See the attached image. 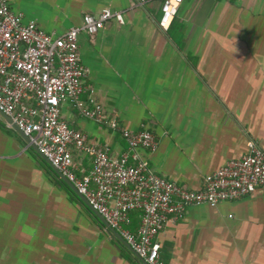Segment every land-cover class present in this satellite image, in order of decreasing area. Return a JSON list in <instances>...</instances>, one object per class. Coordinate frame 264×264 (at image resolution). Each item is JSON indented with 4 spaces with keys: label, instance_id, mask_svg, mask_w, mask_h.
Wrapping results in <instances>:
<instances>
[{
    "label": "crops",
    "instance_id": "crops-1",
    "mask_svg": "<svg viewBox=\"0 0 264 264\" xmlns=\"http://www.w3.org/2000/svg\"><path fill=\"white\" fill-rule=\"evenodd\" d=\"M9 2L25 24L58 35L87 14L123 13V24L80 36L84 83L123 128L157 135V151H140L155 174L201 190L250 141L264 146V0H185L166 31L161 0ZM62 110L91 144L115 157L127 150L120 132L70 103ZM74 160L87 175L91 158L74 152ZM61 181L0 112V264H143ZM131 218L136 231L140 213ZM157 241L164 264H264V188L190 207Z\"/></svg>",
    "mask_w": 264,
    "mask_h": 264
},
{
    "label": "built area",
    "instance_id": "built-area-1",
    "mask_svg": "<svg viewBox=\"0 0 264 264\" xmlns=\"http://www.w3.org/2000/svg\"><path fill=\"white\" fill-rule=\"evenodd\" d=\"M161 1L160 26L166 31L185 0ZM23 19L9 0H0V112L13 118L29 137V147L67 177L148 264H164L157 238L171 218H183L190 207L237 201L264 188V146L256 141L249 142L244 157L206 176L201 190H191L155 174L140 153L157 151L156 134L131 131L107 116L84 83L89 69L82 63L80 36H95L112 20L123 24V13L104 9L98 16L87 14L81 26L59 36ZM67 103L82 117L120 132L127 150L115 157L109 147L91 144L63 119ZM74 152L91 158L87 175L78 176ZM134 212L140 213L136 231L131 229Z\"/></svg>",
    "mask_w": 264,
    "mask_h": 264
},
{
    "label": "water",
    "instance_id": "water-1",
    "mask_svg": "<svg viewBox=\"0 0 264 264\" xmlns=\"http://www.w3.org/2000/svg\"><path fill=\"white\" fill-rule=\"evenodd\" d=\"M2 116L5 118V120L7 121V123L12 125V128L17 131L21 136H23V138L29 143V137L27 135H25V133L22 131V129L14 122L13 118L2 113ZM34 150H36L38 152V150L36 148H33ZM39 154V152H38ZM40 156L52 167V169L56 172V174L59 176V178L77 195V197L97 216V218L102 222V224L107 228V230L112 233L115 238L122 243L124 246H126L128 248V250H130L132 253L135 254V256L143 263V264H148L146 262L145 259H143L142 257H140L134 250L133 248L128 244V242L115 230H113L111 227H109L108 223L106 222L105 218L96 210L93 209V207L90 205V203L88 202L87 198L82 195L78 189L76 188V186L69 181V179L67 177H65L61 172H59L46 158H44L41 154Z\"/></svg>",
    "mask_w": 264,
    "mask_h": 264
},
{
    "label": "trees",
    "instance_id": "trees-1",
    "mask_svg": "<svg viewBox=\"0 0 264 264\" xmlns=\"http://www.w3.org/2000/svg\"><path fill=\"white\" fill-rule=\"evenodd\" d=\"M62 182V181H61ZM62 185L69 191V193L74 197V198H76V200H78V201H80L79 200V198L77 197V195L74 193V192H72L71 190H70V188L68 187V186H66V184H64L63 182H62Z\"/></svg>",
    "mask_w": 264,
    "mask_h": 264
},
{
    "label": "rangeland",
    "instance_id": "rangeland-1",
    "mask_svg": "<svg viewBox=\"0 0 264 264\" xmlns=\"http://www.w3.org/2000/svg\"><path fill=\"white\" fill-rule=\"evenodd\" d=\"M51 34V33H50ZM57 36H59L58 34H57Z\"/></svg>",
    "mask_w": 264,
    "mask_h": 264
}]
</instances>
